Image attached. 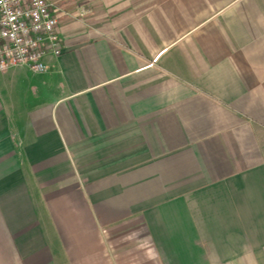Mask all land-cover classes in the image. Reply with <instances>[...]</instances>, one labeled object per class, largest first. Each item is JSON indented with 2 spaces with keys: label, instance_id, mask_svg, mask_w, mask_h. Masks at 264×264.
<instances>
[{
  "label": "crops",
  "instance_id": "crops-1",
  "mask_svg": "<svg viewBox=\"0 0 264 264\" xmlns=\"http://www.w3.org/2000/svg\"><path fill=\"white\" fill-rule=\"evenodd\" d=\"M60 3L0 72V264H264V0Z\"/></svg>",
  "mask_w": 264,
  "mask_h": 264
},
{
  "label": "built area",
  "instance_id": "built-area-1",
  "mask_svg": "<svg viewBox=\"0 0 264 264\" xmlns=\"http://www.w3.org/2000/svg\"><path fill=\"white\" fill-rule=\"evenodd\" d=\"M60 14L53 0H0V72L20 66L45 72L46 55L61 52Z\"/></svg>",
  "mask_w": 264,
  "mask_h": 264
},
{
  "label": "rangeland",
  "instance_id": "rangeland-1",
  "mask_svg": "<svg viewBox=\"0 0 264 264\" xmlns=\"http://www.w3.org/2000/svg\"><path fill=\"white\" fill-rule=\"evenodd\" d=\"M53 1L57 2V4L60 6V4H61V3H60V0H53ZM60 8H61V6H60ZM74 10H75V9H74ZM74 10H73V11H74ZM75 15H76L75 12H73V16H75Z\"/></svg>",
  "mask_w": 264,
  "mask_h": 264
}]
</instances>
